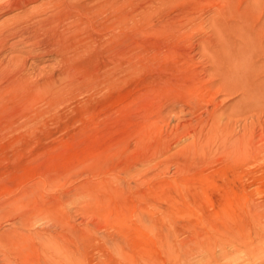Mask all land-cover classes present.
Returning <instances> with one entry per match:
<instances>
[{
    "label": "rangeland",
    "instance_id": "374dc122",
    "mask_svg": "<svg viewBox=\"0 0 264 264\" xmlns=\"http://www.w3.org/2000/svg\"><path fill=\"white\" fill-rule=\"evenodd\" d=\"M20 1L0 10V264H173L209 243L264 264V111L219 83L236 1L83 0L86 24ZM241 131L263 155L236 167L218 144Z\"/></svg>",
    "mask_w": 264,
    "mask_h": 264
},
{
    "label": "bare ground",
    "instance_id": "6f19581e",
    "mask_svg": "<svg viewBox=\"0 0 264 264\" xmlns=\"http://www.w3.org/2000/svg\"><path fill=\"white\" fill-rule=\"evenodd\" d=\"M31 1V0H22L19 3L20 7H24L26 6V4ZM52 1V0H51ZM56 1V3H55ZM53 1L56 5L61 6L62 9V13L66 12L65 16H70V15H74L77 16V18L81 19V23L86 24V22L88 21L87 19H85V14L86 12H89L90 9L92 7H94V2L92 4L94 5H83L82 1L83 0H55ZM86 1V0H85ZM91 1V0H89ZM98 1V0H97ZM96 1V2H97ZM117 1V0H116ZM225 1V0H224ZM232 1V0H231ZM236 1V2H234ZM239 0H233L234 2V7L238 12L235 13L236 14V24L234 26L235 29V42H234V51H232V48L230 47V44L227 43L226 41V46L223 45V48L227 53H228V57L225 56V54H227L226 52H224L223 49H221V53L224 54L225 59L221 60L224 61V64L227 66L226 70L221 74L220 80L221 84H224L226 87H230V88H235L237 90H239L241 92L242 95V99L244 100V105H242V103H240L243 108L245 109V114L250 113L252 115V111L255 110H260V111H264V0H245L243 2V4L240 6L238 4ZM12 2V0H11ZM8 0H0V10L4 5H12L9 4L11 3ZM15 2V1H14ZM17 2V1H16ZM48 1H46L47 3ZM92 2V1H91ZM89 2V3H91ZM100 2V1H99ZM115 2V0H114ZM113 0L110 2L109 0L107 1H102L100 2V4H107L106 9L108 7V5L112 6V4L114 3ZM227 2V1H226ZM229 2V0H228ZM46 4L45 2H42V4ZM52 3V2H50ZM87 3V2H85ZM14 5V4H13ZM16 6L18 5L15 4ZM41 5V2L40 4ZM39 5L37 7H39ZM98 5V4H97ZM231 5V4H230ZM47 6V5H46ZM100 6V5H99ZM98 6V7H99ZM110 6V7H111ZM140 6V5H139ZM55 7V6H54ZM18 8V7H17ZM32 8V7H31ZM30 8V10H31ZM47 8V7H46ZM51 9L53 7H50ZM97 7H95L94 9H96ZM100 8H102L100 6ZM139 8V7H138ZM143 8V7H142ZM227 8V6H226ZM35 9V8H34ZM40 9V7H39ZM219 9V8H218ZM232 9V10H233ZM29 10V9H27ZM27 10H25L27 12ZM44 10V9H43ZM56 10H60L56 9ZM55 10V11H56ZM92 10V9H91ZM141 10V7H140ZM227 10V9H226ZM8 11V10H7ZM24 11V9H23ZM22 11V13H23ZM35 11V10H34ZM32 10V12H34ZM38 11V10H37ZM35 11V13L37 12ZM41 11V10H40ZM49 11V10H48ZM53 11V10H52ZM99 11V9H98ZM101 11V10H100ZM228 11V10H227ZM31 12V11H30ZM31 12V13H32ZM46 12L43 11V13ZM57 12V11H56ZM95 12H97L95 10ZM225 12V11H224ZM223 12V13H224ZM94 13V12H93ZM98 13V12H97ZM130 13V12H129ZM133 13V12H132ZM24 16L25 12L23 13ZM22 14V15H23ZM29 14V13H28ZM37 14V13H36ZM41 14V13H39ZM61 14V12H60ZM91 14V13H90ZM95 14V13H94ZM42 15V14H41ZM52 15V14H51ZM89 15V14H87ZM93 15V14H92ZM23 16V17H24ZM39 15H36V17ZM43 16V15H42ZM47 16V15H45ZM73 16V17H74ZM129 16L128 13H124V15L122 17H124V19ZM40 17V16H39ZM53 17V16H52ZM71 17V18H73ZM88 17V16H87ZM86 17V18H87ZM90 17V16H89ZM11 18V17H10ZM17 18V16H16ZM15 18V19H16ZM22 18V17H21ZM28 18V17H27ZM64 18V17H63ZM69 18V17H68ZM14 19V17H13ZM20 19V18H19ZM34 19V18H33ZM41 19V17H40ZM44 19V18H43ZM47 19V18H46ZM44 19V20H46ZM61 19V18H60ZM67 19V18H66ZM123 19V18H122ZM24 20V18L22 19ZM21 20V21H22ZM38 20V19H37ZM42 20V19H41ZM51 20V19H50ZM64 20V19H63ZM75 20V19H74ZM78 19H76L77 21ZM4 21V20H3ZM27 21V20H26ZM53 21L54 23L56 22V17H53ZM61 21V20H60ZM16 22V21H15ZM37 22V21H36ZM39 22H41L39 20ZM43 22V20H42ZM80 22V21H79ZM90 23V21H88ZM125 22V21H124ZM5 24H7L6 22H4ZM18 23V22H17ZM38 23V22H37ZM59 23V22H58ZM88 23V24H89ZM92 23V22H91ZM2 24V23H0ZM12 24V23H11ZM16 24V23H15ZM14 24V25H15ZM53 24V23H52ZM123 24V22H122ZM10 25V24H9ZM8 25V26H9ZM17 25V24H16ZM42 25V24H41ZM45 25V24H44ZM48 25V24H47ZM50 25V24H49ZM48 25V26H49ZM2 26V25H1ZM231 25H229L228 27L230 28ZM3 27V26H2ZM17 27V26H16ZM45 27V26H44ZM10 28H12V26H10ZM14 28V27H13ZM12 28V29H13ZM47 28V27H46ZM1 29V27H0ZM9 30V29H8ZM231 30H233V28H231ZM7 30H5L6 32ZM2 33V32H1ZM13 33V32H12ZM10 32V34H12ZM19 33V32H18ZM9 35V33H8ZM212 36L214 35L213 33L211 34ZM2 36V35H1ZM13 36V35H12ZM215 36V35H214ZM3 38V36H2ZM0 38V39H2ZM6 38V37H5ZM212 39V38H211ZM217 41L220 40L216 39ZM224 40V39H223ZM225 41V40H224ZM212 42V41H210ZM214 42V41H213ZM229 42V41H228ZM3 48V46H2ZM1 50V49H0ZM1 52V51H0ZM205 54V53H204ZM209 54V53H208ZM212 56V55H211ZM214 57L216 58L217 56L214 55ZM212 58V57H211ZM220 60V59H219ZM218 60V61H219ZM9 63V62H8ZM7 63V64H8ZM217 65V63H215ZM5 65V68L10 70V73H7L8 76L4 78L3 81H5L6 85L5 86H1L0 85V97H2L4 94H6L7 92H10L14 89L15 87V72H14V66H12L11 64ZM218 66V65H217ZM3 66L0 65V68H2ZM218 68V67H217ZM216 68V69H217ZM4 69V68H2ZM1 69V70H2ZM5 72V70L3 71ZM218 72V71H217ZM4 74V75H7ZM218 74V73H217ZM3 75V74H2ZM3 75V76H4ZM1 76V75H0ZM215 76V75H214ZM217 76V75H216ZM220 76V75H219ZM2 78V77H1ZM2 80L0 79V84H1ZM224 87V86H223ZM229 88V90H230ZM226 89V88H225ZM233 90V89H232ZM235 93V92H234ZM233 93V94H234ZM242 100V101H243ZM241 101V100H240ZM241 106V107H242ZM243 109V110H244ZM243 113V114H244ZM254 113V112H253ZM255 115V114H254ZM257 117V116H256ZM251 120V119H250ZM257 122V121H256ZM256 126V125H255ZM246 127V126H245ZM254 127V126H253ZM252 128V127H250ZM243 130V129H242ZM249 130V128H248ZM246 131V130H245ZM230 132V131H229ZM247 132V131H246ZM244 132V133H246ZM217 133V132H216ZM224 133V132H223ZM222 133V134H223ZM243 132L241 131L239 136H235L233 140H230V137L228 138L227 136L229 135L228 133H225V137L219 142V148L221 149V151H224V153L226 154V161L232 164L233 163H238L239 165H235L236 167L240 166L241 162H245L246 164L241 165L244 166L248 165L249 162L252 163V161H255L258 159L259 156L263 155V151L261 149H257L256 147H252V143H251V138L249 135H251V132L249 131V134H242ZM248 133V132H247ZM194 135V133H192ZM198 134V133H197ZM212 134V133H211ZM218 134V133H217ZM261 134V133H260ZM185 135V134H184ZM189 135V134H188ZM199 135V134H198ZM259 135V134H258ZM263 135V134H262ZM200 136V135H199ZM230 136V135H229ZM186 139L187 136L185 135ZM191 138V136H189ZM204 137V136H203ZM220 137V136H217ZM189 138V139H190ZM216 138V137H215ZM222 138V136H221ZM192 139V138H191ZM196 139V136L194 138V140ZM201 139V136L197 139V142L195 145H193L192 151L193 154H196L195 156H197L198 158H203L207 155V153L202 148V145L200 143H203V139ZM207 139V138H206ZM217 139V138H216ZM219 139V138H218ZM179 140V139H178ZM220 140V139H219ZM230 140V141H229ZM196 141V140H195ZM207 141V140H206ZM206 141L204 142V144L206 143ZM190 143V142H189ZM188 143V144H189ZM193 143V142H192ZM254 143V142H253ZM208 144H205V146ZM184 147V146H183ZM189 147V146H188ZM190 148V147H189ZM188 148V149H189ZM182 151V150H180ZM183 151L184 150L183 148ZM182 151V152H183ZM188 152V150H187ZM186 152V153H187ZM184 153V152H183ZM195 158V157H194ZM260 158V157H259ZM225 160V159H224ZM230 165V164H229ZM252 165V164H251ZM243 168V167H242ZM256 235V234H255ZM255 238L259 239V243H261V236H256ZM263 239V238H262ZM252 240V239H251ZM247 241L244 242V247L247 246V248L249 247V250L253 251V247L255 245H252V241ZM241 243V242H240ZM254 243V242H253ZM205 244V243H204ZM243 244V243H242ZM262 244V243H261ZM264 244V243H263ZM246 245V246H245ZM201 246V245H200ZM199 246V247H200ZM225 246V245H224ZM261 246V245H260ZM227 248V247H226ZM202 249V248H201ZM181 250V249H180ZM179 250V251H180ZM203 250V249H202ZM247 250V249H246ZM248 250V252H249ZM230 251V250H229ZM262 251V250H261ZM242 252V251H241ZM247 252V251H246ZM245 252V254H246ZM247 252V253H248ZM175 253V252H174ZM181 253V252H179ZM230 253V252H229ZM177 254V253H176ZM184 254V253H183ZM228 253H226L225 251V247H223L222 245L214 243L212 246L209 243L207 245V247H205V250L201 253H197L194 256H188V255H181V256H176V260L173 261V264H224L223 262L227 261L228 258ZM236 254V253H235ZM193 255V254H192ZM243 255V254H242ZM249 256H254V252H250V254H248ZM173 256V255H172ZM258 257V256H257ZM236 258V257H235ZM256 258V256L254 257V259ZM247 259V258H246ZM252 259V260H254ZM257 259V258H256ZM67 260L69 262H71L72 264H76L75 259L73 258H67ZM77 260V259H76ZM238 260V259H237ZM231 262V261H230ZM229 262V263H230ZM260 262V261H259ZM243 263V262H242ZM261 263V262H260ZM258 263V264H260ZM77 264H78V260H77Z\"/></svg>",
    "mask_w": 264,
    "mask_h": 264
}]
</instances>
